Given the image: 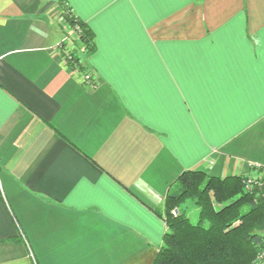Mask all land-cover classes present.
<instances>
[{
	"label": "crops",
	"instance_id": "1",
	"mask_svg": "<svg viewBox=\"0 0 264 264\" xmlns=\"http://www.w3.org/2000/svg\"><path fill=\"white\" fill-rule=\"evenodd\" d=\"M254 167L264 0H0V264H152L182 172Z\"/></svg>",
	"mask_w": 264,
	"mask_h": 264
},
{
	"label": "trees",
	"instance_id": "2",
	"mask_svg": "<svg viewBox=\"0 0 264 264\" xmlns=\"http://www.w3.org/2000/svg\"><path fill=\"white\" fill-rule=\"evenodd\" d=\"M58 5L64 33L76 35L61 45L60 55L66 65L82 72L78 55L94 49L93 33L65 2ZM68 43L73 49L62 52ZM244 179L213 177L199 169L182 172L164 201L166 230L152 264H261L264 183L246 189Z\"/></svg>",
	"mask_w": 264,
	"mask_h": 264
},
{
	"label": "built area",
	"instance_id": "3",
	"mask_svg": "<svg viewBox=\"0 0 264 264\" xmlns=\"http://www.w3.org/2000/svg\"><path fill=\"white\" fill-rule=\"evenodd\" d=\"M76 37V35L73 33V32H68V34H64V36L62 37L58 47H59V50L61 48V45L62 44H66L69 40V37ZM70 50L73 49V48H69ZM62 52H68L67 49L65 48ZM82 76V81L89 84V85H93L95 84V81H94V75L91 73V72H83V74H81ZM259 167H254L252 173L245 177L244 179V187L247 189L249 188L250 186L254 185V184H262L264 183V172L263 173H259ZM175 209H172L171 210V214H175ZM259 259H262V263L261 264H264V251H262L260 254H259Z\"/></svg>",
	"mask_w": 264,
	"mask_h": 264
},
{
	"label": "rangeland",
	"instance_id": "4",
	"mask_svg": "<svg viewBox=\"0 0 264 264\" xmlns=\"http://www.w3.org/2000/svg\"><path fill=\"white\" fill-rule=\"evenodd\" d=\"M175 209V208H174ZM175 211H176V209H175ZM175 214H176V212H175ZM193 215H191L190 217H192Z\"/></svg>",
	"mask_w": 264,
	"mask_h": 264
}]
</instances>
